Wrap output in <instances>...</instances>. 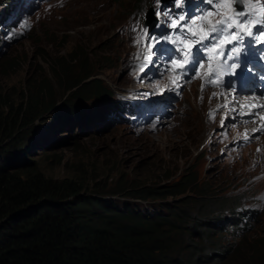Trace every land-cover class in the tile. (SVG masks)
<instances>
[{"label":"rangeland","instance_id":"1","mask_svg":"<svg viewBox=\"0 0 264 264\" xmlns=\"http://www.w3.org/2000/svg\"><path fill=\"white\" fill-rule=\"evenodd\" d=\"M20 3L12 4L14 8L10 11L14 12L0 19L2 24L7 23V26L0 23V41L1 29L12 26L14 21L16 26L11 33L15 39L6 38L7 45H3L0 53V118L4 117L8 124L10 119H15L18 124L26 117L29 105L36 97L41 105L33 116L34 123L30 122L22 129L15 125L10 129V135L1 137L0 153L10 147L12 151L7 163L21 170L25 168L22 164L32 161L44 176L76 179L89 192L98 191L104 198H115L114 203L118 206H122L124 199L132 200L126 193L146 187L164 190L182 180H188L189 188L176 200L191 198L188 201L191 206L205 204L208 200L212 208H232L246 200L245 204L257 210L260 218L244 233L240 244L230 251H225L230 247L226 239L212 233L213 242L225 247L211 249V253L221 256L218 264H264V133L253 132L260 121L243 124L242 121L251 117L238 115L239 106L235 112L222 108L214 120L210 119L207 109L217 108L219 99L212 94L227 91L204 92L199 90L196 82L170 90V77L174 76L165 72L159 59L153 58L148 65V70H153L154 74L145 72L140 81H136L139 78H135L134 69L120 78L117 69L111 68V64H116L115 56L139 52L136 33L130 32L134 28L140 29L149 9L155 15L157 0H43L31 9L22 8ZM3 12L0 10V17ZM22 16L33 22L31 29L21 21ZM99 66H105V73L109 71L107 75L113 88L107 89L113 92L112 99L126 103L125 109L134 104L135 98L150 97V100L143 106L138 102L140 107L130 108L138 110L137 117L127 115L129 118H122L121 115L117 118L113 115L92 125L79 127L74 124L71 130L59 131L58 127H64L74 119L84 123L83 118H78L83 115V110L79 109L82 107L69 119L52 118L55 105L61 102L62 91L79 83ZM47 83L41 94V88ZM86 85L79 91L86 92L92 87ZM97 85L98 81L93 88ZM162 93L164 96L157 98ZM255 94L251 96L264 97L258 92ZM238 97L243 103L241 99L245 96ZM101 99L95 101L100 105L91 101L94 106L91 111L100 116L117 114L122 107L119 102L111 104L108 99ZM222 99L223 95L220 96ZM157 100L163 102L156 104ZM175 105H184L189 112L185 117L187 122L181 127L177 126L182 114L175 112ZM47 107L49 110H45ZM103 107L108 108L107 112L97 113ZM257 110L258 107L251 109ZM226 111L227 118L222 115ZM243 111L247 113L249 108ZM245 132L250 135L251 142L247 144L241 140ZM17 135L20 138L18 145L23 147L12 148L15 145L12 139ZM203 192L205 196H202ZM213 195L218 201L224 196L236 203L218 206ZM166 200L175 201L171 197ZM135 201L143 211L159 212V199ZM186 236L184 250L188 254H193L194 247L201 248L205 244L197 234L186 231Z\"/></svg>","mask_w":264,"mask_h":264},{"label":"trees","instance_id":"2","mask_svg":"<svg viewBox=\"0 0 264 264\" xmlns=\"http://www.w3.org/2000/svg\"><path fill=\"white\" fill-rule=\"evenodd\" d=\"M47 85L41 88V94ZM38 103L36 97L18 124L15 119L8 124L4 117L0 118V139L10 135L15 125L22 129L32 123ZM125 108L122 106L121 110ZM107 118L110 115L92 112L83 118V125ZM73 121L76 120L67 122L62 131ZM12 143V148L19 146V135ZM10 148L0 153V264H218L221 256L212 254L211 249L225 246L216 245L211 237L212 233H219L209 222L215 218V208L208 200L199 206L188 205L191 198L176 200L189 188L188 180L175 182L164 190L146 187L126 193L133 198L175 200L162 201L161 212L146 217L135 206H118L102 199L98 191L89 192L76 179L46 177L32 161L18 170L7 163ZM201 194L205 196L204 192ZM212 199L218 201L216 195ZM218 202L222 206L233 200L223 196ZM183 230L197 234L205 244L201 248L192 246L193 254L186 253L188 236Z\"/></svg>","mask_w":264,"mask_h":264},{"label":"snow or ice","instance_id":"3","mask_svg":"<svg viewBox=\"0 0 264 264\" xmlns=\"http://www.w3.org/2000/svg\"><path fill=\"white\" fill-rule=\"evenodd\" d=\"M203 2L208 4L210 8L199 16L193 17L190 24L184 23L185 15H180L171 20L168 27L179 29L178 33L161 38L154 35L149 37L147 28H144L140 30L141 35L135 41L139 45L141 40H145L143 47L147 49V52L144 54V58L148 62L151 61L149 53H151L154 44L168 42L174 46L173 51L177 55L167 62L168 67L165 69V72L174 73V77H170V90L184 87V84L194 79L203 81L201 91L206 84L219 87L220 84L217 81L221 80L224 73L236 75L234 69L238 67L241 52V48L237 45H242L246 37L253 41L254 46L257 43L264 44V2H259V0H203ZM157 3L159 4L160 0H157ZM182 4L183 0H176L177 7ZM156 15L159 17L160 13L157 12ZM133 30L136 31L135 28ZM196 53L202 54L203 58L195 59ZM137 59H139V55ZM228 61H233V63L229 64ZM145 67L147 64H142L141 71ZM185 76L189 79L183 80L182 78ZM165 87L168 88L169 85H165ZM232 91L234 88L230 89L228 93L220 94L224 96L226 103L210 112V119H215L216 112L219 111L220 107L228 111H237L236 107L229 108V96ZM212 96L218 98L217 93H213ZM200 99L203 100V97ZM237 104L240 109L238 115L251 117L250 120H244L242 123H256L259 120L260 123L256 129H253V132L264 133V104H248L238 101ZM257 106L259 110L251 111ZM245 107L249 108L247 113L243 111ZM222 115L227 118V111ZM221 127H224L223 121H221ZM243 139L246 144L251 142L247 132L243 134Z\"/></svg>","mask_w":264,"mask_h":264},{"label":"clouds","instance_id":"4","mask_svg":"<svg viewBox=\"0 0 264 264\" xmlns=\"http://www.w3.org/2000/svg\"><path fill=\"white\" fill-rule=\"evenodd\" d=\"M16 1L21 2L19 4V6H22V8L28 7V9L29 8L31 9V8H34L37 6V2H42L43 0H0V10L4 11L2 16L0 17V19L4 18L6 16H9L10 14H12L14 12V11L11 12L10 10H11V8H14L11 5L15 4ZM24 12H22V13H24ZM21 21H23L30 29L32 28V26H34L33 22L26 19L24 16L21 17ZM1 26H7V23H3ZM14 27H16L15 21L12 23V26L4 27L3 29H1L2 38L0 41L1 42L0 43V47H1L0 53L2 52L3 45H6V38H8L9 40L15 39V37L11 36V33H13ZM27 32H29V31H27ZM27 32H24V34ZM95 72H96V68L90 74H94ZM90 74L84 76L79 83L73 84L69 88H65L62 91L61 102L59 104L55 105V110H54L55 116H53L52 118H56V117L58 118L59 117L62 120H64L65 118H70V117H72V115L77 114L76 110H78L79 107H82L79 109L81 111L83 110V115H81V113H80L81 116H79L78 118H88L89 116H91L92 112L95 113V111H91L94 108L93 104H91V101L95 103L96 99L100 100L101 98H102L101 101L104 99H106V100L108 99L109 100L108 103L113 104V103L119 102V104H122V106H127V105H125L126 103L122 102L121 99H112V93L113 92L107 88H104L101 85V83L99 84V82H98V85L95 88H93V85L96 83L95 78L89 80V82H86L87 80H85V79H87L86 77L87 76L89 77ZM83 80H85V81L82 82ZM86 84L91 85L92 87L89 88L86 92L79 91L82 86H84V85L87 86ZM70 89H72V90H70ZM104 93H105V95H103ZM98 94L100 97H97ZM90 96L92 98H89ZM72 98H74L73 101H72ZM89 99H92V100H89ZM137 99L138 98H135L136 101H134V104L131 105V107H133V108L140 107L138 102H142V106L145 105V103H147L148 100H150V97L148 99H141V98L138 100ZM139 100H141V101H139ZM168 100L169 99H166V102ZM130 101L133 102V100H130ZM48 102H49V100L47 101V103ZM158 102L160 104V102L162 103L163 101L157 100L156 104H158ZM108 103H107V105H109ZM95 104L100 105L99 102H97ZM40 105H41V103L39 102L37 105V109H39ZM128 107H130V106H128ZM49 108L47 107L45 110H49ZM69 108H71L72 112ZM107 110H108V108L103 107V110L101 109L97 113H101L102 111L107 112ZM137 111L138 110L132 111V110H130V108L123 109V110L119 109L117 114L116 113H109L108 115H110V117L113 115H117V118H118V116H121V115H122V118H129L127 115H133L134 117H137V113H136ZM37 116H39V115H37ZM39 118H37L36 120H38ZM135 119H133V121H135ZM74 120H76V121H73L72 126H70V127L66 126L65 129H67V128H69L70 130L73 129L74 124H76L79 127H81L84 124V123L81 124V121H80L81 119H74ZM77 120H79V121H77ZM34 122L35 121H33V123ZM52 122H53V119H52ZM53 124H51V125H53ZM183 125L184 124H180L178 122L177 127H181ZM62 127L63 126L58 127V128H60L59 131H62V129H63ZM34 128H35V126L32 127V131L34 130ZM241 140H242V138H241ZM19 146L17 148L23 147V145H19ZM128 197H130V196H128ZM130 198H132V200L124 199L122 201V203H128L129 205L135 206L137 208V210H139L142 214L146 215V217L153 216L155 213H158V212L143 211L142 207L139 206L138 203H136L135 199L136 200L139 199L140 200L139 202H143V201L149 200V199L161 200V198H148V199L133 198V197H130ZM102 199L107 200V201L111 200L113 202L115 200V198H104V197H102ZM166 199L158 202L157 208L159 209V212H161L160 211V209H161L160 205L161 204H164V202H170ZM162 201H164V202H162ZM245 201L246 200H243L240 203L235 204L232 208H227V207H225V208L221 207V208H217V209L215 208V211L213 213V216L215 218H212L209 220L210 224H212L218 230V232H219L218 235H220L221 239L222 240H223V238L226 239V241L228 242V245H230V247H227L225 249V251H228V250L230 251V250L235 249L240 244L241 240L243 239L241 237L244 235V233L247 230H249L250 229L249 227L252 226L253 223L255 221H258V219L260 218V216H257V210L251 208L250 206H247L245 204ZM170 203H172V202H170ZM234 203H236V202L233 201L232 203H230V205H232ZM222 211H223V213H222Z\"/></svg>","mask_w":264,"mask_h":264},{"label":"bare ground","instance_id":"5","mask_svg":"<svg viewBox=\"0 0 264 264\" xmlns=\"http://www.w3.org/2000/svg\"><path fill=\"white\" fill-rule=\"evenodd\" d=\"M131 52H134V51H131ZM132 54H136V53H132ZM109 72V71H108ZM108 72H106V73H104V76L106 75V74H110V73H108ZM96 75H95V77H100V73L99 72H96L95 73ZM90 76H92V74L91 75H89V77L87 78V79H85V80H91V79H93V78H95V77H90ZM122 76V75H121ZM242 96V95H241ZM243 96H245V97H242V99H241V101L243 102V103H248V104H257V105H259V104H264V97H262V98H258V97H256V96H251V93H248V94H243ZM253 97H254V99H253ZM240 98L241 97H235V100H233L232 102H231V105H234L233 107H237L238 106V104H237V101L238 102H240ZM241 103V102H240ZM258 107V106H257ZM256 107V108H257ZM246 108V107H245ZM244 108V109H245Z\"/></svg>","mask_w":264,"mask_h":264},{"label":"water","instance_id":"6","mask_svg":"<svg viewBox=\"0 0 264 264\" xmlns=\"http://www.w3.org/2000/svg\"><path fill=\"white\" fill-rule=\"evenodd\" d=\"M2 44H3V43H2ZM6 45H7V44H6ZM0 48H1V47H0ZM163 94H164V93H162L161 95H158V97H157V96H154V95H153V96H154V97H157V98H162V96H164ZM25 164H27V163H25ZM25 164H22V166H24ZM15 167H16V165H15Z\"/></svg>","mask_w":264,"mask_h":264}]
</instances>
